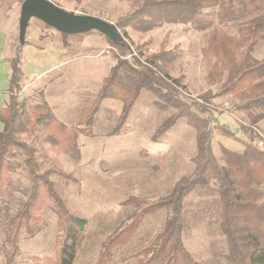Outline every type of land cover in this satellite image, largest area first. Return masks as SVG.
I'll return each mask as SVG.
<instances>
[{
    "label": "rangeland",
    "instance_id": "374dc122",
    "mask_svg": "<svg viewBox=\"0 0 264 264\" xmlns=\"http://www.w3.org/2000/svg\"><path fill=\"white\" fill-rule=\"evenodd\" d=\"M51 1L70 13L98 17L112 28L138 5L136 0ZM22 7L23 2L18 0H0V111L10 98V58L21 45V66L27 67L26 72L33 73V79L23 80L19 100L32 104L46 101L62 122L74 127L83 108L96 97L116 63L112 46L104 32L98 29L65 35L35 15L30 17L22 34ZM243 21H230L225 28L230 35L237 36ZM126 30L127 39L144 61L158 54L162 46L175 51L168 71L172 77L180 78L181 97L185 100L191 102L209 90L215 92L220 86L221 82H209L210 65L202 50L210 29L198 31L183 24L164 23L148 31H139L132 26ZM65 41L66 53L62 60H57L54 53L64 47ZM253 54L256 58L264 56V39ZM55 62L61 67L46 74L45 67H51ZM225 78L226 72L223 81ZM118 81L130 86L134 78L121 70ZM157 99L150 90L141 89L126 123L116 133L112 131L121 112L117 115L116 106L110 110L105 105L99 108L94 135L79 133L82 154L79 162L73 161L53 142L45 124L33 116L27 130L19 133L23 141L36 149L41 172L62 168L75 178L68 179L57 172L51 175L70 211L88 219L74 264H96L103 241L136 208L125 202L129 197L155 199L165 196L180 178L193 173L197 155L196 130L185 117H181L154 140L158 127L176 111L172 107L161 110L155 104ZM116 100L123 105L120 99ZM236 101L232 94L211 100L218 124H225L230 129L227 131L217 123L212 124V151L221 165L224 164L223 145L243 151L252 142L241 128L242 124H250L249 113L236 109ZM259 112H264V108L252 113ZM255 128L262 139L253 142L264 149V118L255 124ZM2 130L0 121V136ZM10 164L8 194L0 201V264L5 260L11 218L30 191L24 156L16 153ZM182 213L183 241L192 258L198 264H229V248L221 227L218 183L211 180L209 185H197L185 196ZM166 216L165 208L147 215L130 241L124 247L112 250L106 264H136L141 257L138 252L155 244ZM43 220L46 224L34 236L28 235L23 228L15 264H53L57 255L58 216L52 202L44 207Z\"/></svg>",
    "mask_w": 264,
    "mask_h": 264
},
{
    "label": "trees",
    "instance_id": "16d2710c",
    "mask_svg": "<svg viewBox=\"0 0 264 264\" xmlns=\"http://www.w3.org/2000/svg\"><path fill=\"white\" fill-rule=\"evenodd\" d=\"M23 2L24 0H18ZM138 5L123 15L114 25L113 34H105L116 58L110 73L96 97L82 110L74 127L67 126L45 101L41 104L21 102L24 72L21 66V49L18 45L10 58V98L0 111L3 130L0 136V201L8 194L10 160L16 153L24 156L30 191L20 209L11 218L7 236L8 247L2 264H15L20 252L23 228L34 236L46 224L43 209L50 205L57 216V255L53 264H74L77 250L88 224L86 217L74 214L51 179L53 173L75 180L62 168L40 171L36 149L23 141L19 133L27 130L31 116L45 124L50 139L57 143L75 162L81 160L79 133L94 135L96 114L104 99L116 98L123 102L113 133L126 123L141 89L150 90L158 99L161 109L176 111L156 130L153 139L166 133L181 117H185L197 134V155L192 174L180 178L173 190L155 199L131 196L125 202L136 208L129 218L114 230L102 243L96 264H106L112 250L124 247L139 229L144 218L165 208L166 222L157 235L155 244L138 252L136 264H198L183 241V202L185 196L197 185H209L215 180L221 201V227L229 248V264H264V149L253 141L262 139L255 124L264 118V56L256 58L254 50L264 39V0H136ZM244 20L237 36L228 33L225 26L230 21ZM164 23H178L198 31L211 30L203 54L209 63L208 80L221 82L214 92L209 90L189 102L181 97L180 78L169 73V62L175 51L165 49L142 60L127 39L126 28L148 31ZM119 29H122L121 31ZM83 32V31H82ZM65 35L68 33L64 32ZM67 45L66 41L64 42ZM121 70L134 78L132 85L119 83ZM226 78L223 81V75ZM232 94L238 110L249 113L250 124L241 128L252 140L243 151L222 146L224 164L216 160L211 146L212 124H218L211 108L215 97ZM49 264V263H48Z\"/></svg>",
    "mask_w": 264,
    "mask_h": 264
},
{
    "label": "water",
    "instance_id": "95a60500",
    "mask_svg": "<svg viewBox=\"0 0 264 264\" xmlns=\"http://www.w3.org/2000/svg\"><path fill=\"white\" fill-rule=\"evenodd\" d=\"M38 16L49 25L66 33H78L98 29L104 34H113L114 27L91 15H76L59 7L51 0H24L21 18V33L26 30L31 16Z\"/></svg>",
    "mask_w": 264,
    "mask_h": 264
},
{
    "label": "crops",
    "instance_id": "0c3cea01",
    "mask_svg": "<svg viewBox=\"0 0 264 264\" xmlns=\"http://www.w3.org/2000/svg\"><path fill=\"white\" fill-rule=\"evenodd\" d=\"M65 53H66V45L64 44V47H62L61 49H58L57 50V52H55L54 54V56L55 57H57L58 59L57 60H62V57L65 55ZM51 54V53H50ZM50 57V56H49ZM8 63V62H7ZM9 65H10V62H9ZM27 65H28V63H27ZM60 65V63L58 62V63H54L53 65H51V67H45V69H44V72L47 74L48 72H50V71H53V70H57V68H60L61 66H59ZM27 68V67H26ZM26 68L22 65V69H23V72H24V80H25V82H28L30 79H33V78H31L32 76H33V73L29 70H27L28 72H26ZM10 75H11V67H10ZM107 99V98H106ZM114 100V101H113ZM104 101H105V99H104ZM103 101V103H102V105H101V107L100 108H102L104 105H105V107L108 109V110H110V109H112V107L113 106H116L117 107V115L121 112V108L123 107V105L121 106V103L120 102H118L117 100H116V98H114V99H111V98H108L107 100H106V102H104ZM5 106V105H4ZM3 106V107H4ZM2 107V108H3ZM108 112V111H107ZM120 115V114H119ZM96 127V125H95V123H94V128ZM98 134V133H97Z\"/></svg>",
    "mask_w": 264,
    "mask_h": 264
},
{
    "label": "built area",
    "instance_id": "2783aa9c",
    "mask_svg": "<svg viewBox=\"0 0 264 264\" xmlns=\"http://www.w3.org/2000/svg\"><path fill=\"white\" fill-rule=\"evenodd\" d=\"M262 144V142H260Z\"/></svg>",
    "mask_w": 264,
    "mask_h": 264
}]
</instances>
